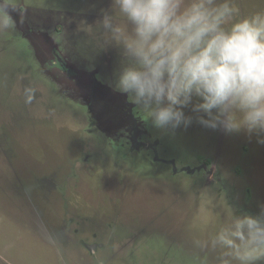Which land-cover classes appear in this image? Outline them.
Listing matches in <instances>:
<instances>
[{
    "label": "rangeland",
    "instance_id": "374dc122",
    "mask_svg": "<svg viewBox=\"0 0 264 264\" xmlns=\"http://www.w3.org/2000/svg\"><path fill=\"white\" fill-rule=\"evenodd\" d=\"M110 5L24 0L0 34V264H218L196 241L264 205L255 134L158 129L110 86L119 50L92 41Z\"/></svg>",
    "mask_w": 264,
    "mask_h": 264
},
{
    "label": "clouds",
    "instance_id": "9594fccd",
    "mask_svg": "<svg viewBox=\"0 0 264 264\" xmlns=\"http://www.w3.org/2000/svg\"><path fill=\"white\" fill-rule=\"evenodd\" d=\"M23 3L0 0V34L16 30L12 12L23 13ZM102 13L92 41L121 56L110 86L156 128L175 130L195 119L264 143V10L242 13L237 0H111ZM34 92L25 88V103ZM196 243L218 251V264L264 259V205L257 214L236 211Z\"/></svg>",
    "mask_w": 264,
    "mask_h": 264
}]
</instances>
